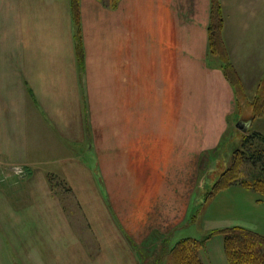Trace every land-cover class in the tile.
<instances>
[{
    "label": "crops",
    "instance_id": "1",
    "mask_svg": "<svg viewBox=\"0 0 264 264\" xmlns=\"http://www.w3.org/2000/svg\"><path fill=\"white\" fill-rule=\"evenodd\" d=\"M111 1L79 0L77 25L70 0H0V264H142L200 208L205 230L264 234L252 188L193 200L238 107L208 53L210 0ZM219 1L229 61L257 82L264 0ZM205 243L202 264H229L223 236Z\"/></svg>",
    "mask_w": 264,
    "mask_h": 264
},
{
    "label": "rangeland",
    "instance_id": "2",
    "mask_svg": "<svg viewBox=\"0 0 264 264\" xmlns=\"http://www.w3.org/2000/svg\"><path fill=\"white\" fill-rule=\"evenodd\" d=\"M112 1L114 3V0ZM255 71L257 70L255 69ZM261 72L262 75L260 72L253 74L255 77L261 75L257 82L247 83L245 86L240 82L237 92V113L232 115L229 120L230 128L224 134L221 145L209 151L205 155V158L201 160L202 170L200 171V177H204L201 178V181L199 180L201 184L196 189L197 194L193 198L195 202L196 200H200L203 203L202 201L206 200L216 189H213L214 185L216 187L215 182L219 179L223 180L221 182L225 181L224 178L220 177L223 171L227 174L232 173L231 177H234L236 183H241L263 173L261 171L262 167L259 164H253L251 159H249V156L253 158L252 154L256 148H261L264 152V143L259 141L258 138V135L264 136V70ZM230 75L234 77L231 71ZM253 75H250L249 78H253ZM100 95L97 97L99 104L101 103ZM176 119L177 116H175V123ZM239 120L250 121L246 132L240 131L234 125ZM197 137V131H191V140ZM17 174L22 175L21 173ZM202 184L203 186L206 185L204 189L201 187ZM200 211L194 213L192 216L190 215L188 227H184L183 232L179 233L176 231L171 237L155 238L151 242L141 246L139 251L141 253L142 264H175L173 260L175 254L174 248L178 246L179 238L194 235L198 239H201L205 236L204 233L211 232L210 230H205V227H203L204 222L201 221ZM195 217H198V219ZM215 242L222 243L221 234H214L211 241L205 243L206 250L211 253L215 252Z\"/></svg>",
    "mask_w": 264,
    "mask_h": 264
},
{
    "label": "trees",
    "instance_id": "3",
    "mask_svg": "<svg viewBox=\"0 0 264 264\" xmlns=\"http://www.w3.org/2000/svg\"><path fill=\"white\" fill-rule=\"evenodd\" d=\"M116 1V0H115ZM73 17L77 25L79 24V0H70ZM79 27V26H78ZM223 14L219 0H210L209 22L207 25V47L208 53L221 61L224 75L231 84L239 88L240 78L234 67L229 61L228 52L222 38ZM230 71L234 77H231ZM259 141L264 143V136L258 135ZM252 156H249L253 164H259L262 167L260 175L254 176L241 183L243 186L252 188L264 196V152L256 148ZM231 174L222 172V179L217 180L213 189L225 187L229 184H235L234 177ZM52 179V178H51ZM221 234L223 236V248L229 264H264V234L242 226H230L221 229H215L209 232L201 239L193 237H184L178 240V246L174 248L173 260L175 264H202L198 257V249L202 247L210 236Z\"/></svg>",
    "mask_w": 264,
    "mask_h": 264
},
{
    "label": "water",
    "instance_id": "4",
    "mask_svg": "<svg viewBox=\"0 0 264 264\" xmlns=\"http://www.w3.org/2000/svg\"><path fill=\"white\" fill-rule=\"evenodd\" d=\"M250 121L249 120H239L236 122V127L242 131V132H246L248 127H249Z\"/></svg>",
    "mask_w": 264,
    "mask_h": 264
},
{
    "label": "built area",
    "instance_id": "5",
    "mask_svg": "<svg viewBox=\"0 0 264 264\" xmlns=\"http://www.w3.org/2000/svg\"><path fill=\"white\" fill-rule=\"evenodd\" d=\"M15 171H16L17 173H21V174H23L25 170H24L22 167H15Z\"/></svg>",
    "mask_w": 264,
    "mask_h": 264
}]
</instances>
